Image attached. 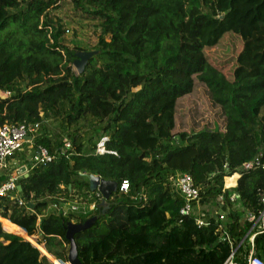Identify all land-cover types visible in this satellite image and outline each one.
<instances>
[{"label": "trees", "instance_id": "trees-1", "mask_svg": "<svg viewBox=\"0 0 264 264\" xmlns=\"http://www.w3.org/2000/svg\"><path fill=\"white\" fill-rule=\"evenodd\" d=\"M65 4L94 22L98 38L81 74L79 50L63 44L77 30L55 14ZM0 91L8 93L0 127L51 115L69 128L88 117L99 126L89 151L79 133L67 134L70 149L47 133L35 137L51 160L18 182L34 213L0 198L4 229L18 234L0 222V264H53L30 243L38 235L42 252L68 262L67 223L92 217L74 236L81 264H224L234 249L235 262L245 261L253 223L228 211L233 244L223 242L216 214L201 227L180 214L169 178L191 175L202 205L222 195L229 204L224 179L238 173L226 186L238 178L241 207L264 209V169L242 168L264 164V0H0ZM103 138L106 152L96 154ZM82 172L127 180L129 191L86 216L50 208L91 193ZM254 245L264 261V234Z\"/></svg>", "mask_w": 264, "mask_h": 264}, {"label": "built area", "instance_id": "built-area-1", "mask_svg": "<svg viewBox=\"0 0 264 264\" xmlns=\"http://www.w3.org/2000/svg\"><path fill=\"white\" fill-rule=\"evenodd\" d=\"M41 125L40 122H35L31 124H5L0 127V198H8L18 207L26 209L29 213H34L33 205L18 195V182L25 174H28L29 168H34L36 165L45 164L51 160L47 148L43 146H35L34 143V139L38 136L37 134ZM64 141L65 148L70 149V140L64 139ZM104 142V140L103 142H98L96 154H103L106 152ZM26 145H29L34 149L32 157L28 161H25L24 164L17 165L16 163H12L14 156L17 153H20ZM260 166L264 169V164H261L260 160L256 158L254 161L244 163L242 168L250 170ZM21 167L26 168L24 172L21 171ZM235 175H237L238 178L240 177L238 173L233 176ZM80 176L88 179L90 174L82 172L80 173ZM233 176L224 179V189L232 190L228 197L229 204L223 195L218 198L219 204L222 206H228V210L216 214V232L219 234L223 242H227L232 246L233 241L231 239V234L225 224L229 211L231 213H241L250 223H253L249 234L251 232L253 233L249 237L250 250L245 261L242 263L235 262L233 256L236 253V249H234L224 264H264V261L256 255L254 245L255 236L258 234H264V209L258 213H253L241 207L239 202L240 196L233 190L236 187V184L232 187L226 186V179H230ZM169 182L173 194L181 197L184 201V205L180 209V214L182 216L193 217L197 226H209L210 218L213 216L208 217L206 212L201 211V189L194 185L192 176L186 173H177L169 178ZM118 190L127 193L129 191V182L127 180L122 181L120 186H118ZM103 200L102 193L96 189L93 192L91 191L89 195L75 193V195L70 196L68 200L63 201L61 204H53L50 208L61 213L63 216H68L69 214L75 217H79L80 215L86 216L90 212L96 210ZM261 202L264 204V194H262ZM39 219L40 216H38V221ZM75 220L76 219H73L71 222L75 223ZM0 222L3 230H5L1 219Z\"/></svg>", "mask_w": 264, "mask_h": 264}, {"label": "rangeland", "instance_id": "rangeland-1", "mask_svg": "<svg viewBox=\"0 0 264 264\" xmlns=\"http://www.w3.org/2000/svg\"><path fill=\"white\" fill-rule=\"evenodd\" d=\"M55 14L62 18L65 22V25L67 28L76 29L77 35L74 37L71 33H67L63 38V44L70 48L78 49L80 51H87L92 52L94 51V48L97 44V35L96 31H94V22L91 20H83L76 16L73 13V8L69 4H65L59 11H56ZM74 71L77 72L76 68L74 67ZM4 96H8V93H5ZM99 128L98 123L96 120H94L91 117H88L86 120H81L78 125H73L70 128L66 127V124H62L61 118L56 116H50V118H47L43 121L41 128L38 131L37 135H40L42 133H47L52 137H58V139H68L70 140V137H68L67 134L74 135L76 133H79L83 136L84 142H85V150L89 151L91 148V145L97 140V138L94 137L95 131ZM93 136L95 140L93 139L92 142L88 141V139ZM105 141V138L101 139L100 141ZM99 141V142H100ZM34 149L26 145L24 146L23 150L20 153H17L13 160L20 161L19 164H24L25 161H28L32 155H33ZM16 163V162H15ZM202 206V204H201ZM205 210H208L209 214L212 216L219 213L220 206L217 204L216 199H210L209 202L203 205ZM202 209V208H201ZM15 234V233H14ZM18 235V234H17ZM20 236V235H19ZM22 237V236H21ZM24 238V237H22ZM25 239V238H24ZM31 241H29L31 244L33 242L36 243L37 239H40V235H38L37 238L31 237ZM35 245V244H34ZM41 248L47 253V256L49 255L50 258L53 260L54 258L43 248L41 245ZM42 255H44L46 258L49 259L45 255L44 252L40 251ZM50 260V259H49ZM51 261V260H50ZM55 264H68L61 263L54 259ZM52 262V261H51ZM53 263V262H52ZM53 263V264H54Z\"/></svg>", "mask_w": 264, "mask_h": 264}, {"label": "water", "instance_id": "water-1", "mask_svg": "<svg viewBox=\"0 0 264 264\" xmlns=\"http://www.w3.org/2000/svg\"><path fill=\"white\" fill-rule=\"evenodd\" d=\"M97 52H87V51H80L76 53V59L73 62V66L76 68L77 73L81 74L84 71L85 66L87 65L89 59L94 56ZM5 94L0 91V97H5ZM25 167H21V171H25ZM24 177H28V174H25ZM89 187L90 190L93 192L98 189L102 195L104 200L101 202V205H105L106 201L109 200L112 194L116 193L118 190V184L114 181L104 180L99 178L96 175H90L89 178ZM21 190L20 186L18 187ZM108 209V207H104V211ZM96 222V217H92L87 219L84 223H73L69 222L66 225V235L65 238L69 242V249H68V264H81L80 260L78 259V248L75 243L74 236L76 233L82 232L90 228ZM24 237V236H22ZM28 239L27 237H24ZM40 238L42 236L40 235ZM34 245V244H33ZM36 246V245H34ZM40 251H42L38 246H36ZM46 255V254H45ZM47 256V255H46ZM49 259L54 263V259L52 260L48 255ZM55 264V263H54Z\"/></svg>", "mask_w": 264, "mask_h": 264}, {"label": "crops", "instance_id": "crops-1", "mask_svg": "<svg viewBox=\"0 0 264 264\" xmlns=\"http://www.w3.org/2000/svg\"><path fill=\"white\" fill-rule=\"evenodd\" d=\"M16 162V164H19L20 163V161H16V160H14V161H12V163H15ZM237 180H238V178H237ZM236 185H237V181H236V183H235ZM235 186V185H234ZM201 204V203H200ZM217 204L220 206V208H221V204H219V201H217ZM200 208H202L201 209V211H203V212H206L207 213V216L209 217V216H212V214L210 215L208 212V210H205L204 208V206L202 205H200ZM221 212H223L221 209L219 210V213H221ZM15 226V225H14Z\"/></svg>", "mask_w": 264, "mask_h": 264}, {"label": "bare ground", "instance_id": "bare-ground-1", "mask_svg": "<svg viewBox=\"0 0 264 264\" xmlns=\"http://www.w3.org/2000/svg\"><path fill=\"white\" fill-rule=\"evenodd\" d=\"M0 218H2V217H0Z\"/></svg>", "mask_w": 264, "mask_h": 264}]
</instances>
